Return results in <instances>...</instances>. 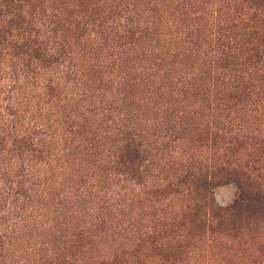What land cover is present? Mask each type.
Listing matches in <instances>:
<instances>
[{
	"label": "rangeland",
	"instance_id": "obj_1",
	"mask_svg": "<svg viewBox=\"0 0 264 264\" xmlns=\"http://www.w3.org/2000/svg\"><path fill=\"white\" fill-rule=\"evenodd\" d=\"M225 5L40 3L42 23L61 28L57 37L66 40L69 53L62 64L23 77L12 74L11 57L0 58V264H264L261 222L248 227L247 237L209 233L176 250L169 238L175 231L164 226L179 215L185 199L152 198L111 170L120 154L122 115L115 110L112 123L101 109H119L123 99L133 102V127L141 140L168 141L167 148L139 152L147 184L191 171L207 179L218 207L260 215L261 205L250 197L264 184V104L250 110L244 102L215 96L224 73L209 64ZM67 16L71 26L63 21ZM151 23L156 32L146 29ZM82 93L94 97V106ZM217 121L240 126L235 132L254 138L236 150L203 147L200 130ZM14 131L28 135L26 146L15 141ZM232 155L235 164L250 169L247 183L208 177L213 164ZM152 229L160 244L174 247L173 258L165 261L149 250Z\"/></svg>",
	"mask_w": 264,
	"mask_h": 264
},
{
	"label": "trees",
	"instance_id": "obj_2",
	"mask_svg": "<svg viewBox=\"0 0 264 264\" xmlns=\"http://www.w3.org/2000/svg\"><path fill=\"white\" fill-rule=\"evenodd\" d=\"M158 1L145 0L147 5L157 4ZM222 1L226 4L224 6L226 11L218 15L216 26L219 37L215 42L216 49L214 50L216 54L213 59L209 60V64L213 62L214 69H219L224 73V81L220 84L215 96L222 94L225 99L227 96V102L241 101L250 105V110H256L251 109L252 106L264 104V91H262L264 85V0ZM41 2L43 0H0V58L11 57L10 67L14 75L21 77L37 75V69L44 66H58L68 57V43L57 37L61 28L54 23L51 29L46 27L42 23L41 16L38 15L37 9ZM68 18L70 16L63 21L71 26L72 22L68 23ZM156 22L159 24V21ZM80 23L77 22V24ZM151 24L152 26L146 29L156 32L158 27ZM82 95L87 96L86 99H89L90 104L94 106L93 96L85 95V93ZM133 105V102L123 99L117 106L119 109L111 105H107L106 108L101 107L109 113L112 123H115L112 117L116 113L115 110H119V115H122V118L118 119L119 124L123 122L119 132L122 136L118 149L120 154L111 170L126 176L129 181L141 187L144 194L152 198L180 196L185 199L179 215L173 216L172 222L164 226L168 230L175 231L173 238L168 237L177 245L176 250L186 247L190 241L209 233L218 236L230 234L233 238L247 237L249 234L246 230H249V226L258 222L264 224V184H259V188L254 190L250 197L259 206L261 205L260 215L257 216L243 214L244 212L237 206L218 207L207 189L210 185L207 179L191 171H187L178 178L164 180L162 183L147 184L142 174L139 152L153 150L155 145L167 148L168 141L154 140L152 144H148L144 139L141 140L139 131L133 127V120L136 118ZM34 127H31L30 131ZM238 129L242 128L225 126L218 121L207 124L200 130L198 142L203 147L210 144L211 146L220 145L221 150H236L238 143L247 144V140L254 138L245 130L235 132ZM13 135L17 143L25 146L28 144V135H18L15 131ZM177 140L179 138L171 139V143ZM263 142L264 139L260 140V143ZM233 159L234 155L227 161H224V158L217 161L210 167L211 173L208 177L217 176L224 183L230 180L240 183L241 179L247 183L250 179V169L245 170L244 165L235 164ZM147 234H149L146 238L150 246L149 250L162 255L165 261L173 258L174 254L171 249L174 247L160 244L159 235L155 229Z\"/></svg>",
	"mask_w": 264,
	"mask_h": 264
}]
</instances>
